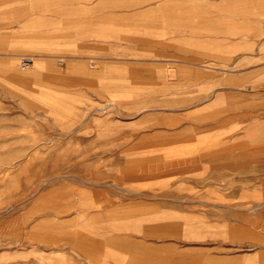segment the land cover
Wrapping results in <instances>:
<instances>
[{
  "label": "rangeland",
  "instance_id": "obj_1",
  "mask_svg": "<svg viewBox=\"0 0 264 264\" xmlns=\"http://www.w3.org/2000/svg\"><path fill=\"white\" fill-rule=\"evenodd\" d=\"M26 10L25 46L10 35L0 47V264H102L68 241L72 220L120 237L106 264L157 254L264 264V65L232 46L235 24L264 18V0H26ZM98 116L104 148L72 136L73 120Z\"/></svg>",
  "mask_w": 264,
  "mask_h": 264
},
{
  "label": "crops",
  "instance_id": "obj_2",
  "mask_svg": "<svg viewBox=\"0 0 264 264\" xmlns=\"http://www.w3.org/2000/svg\"><path fill=\"white\" fill-rule=\"evenodd\" d=\"M110 2L106 1H99V4L106 6ZM40 6H42L40 4ZM39 6V8H40ZM67 8V6H66ZM116 21L117 19H121L122 16L119 17V15L108 13V14H99V17L104 18L106 20L107 18H111ZM0 24L3 26L4 33L6 37L0 38V47L4 45L5 42L10 40V35H18V43L19 48L20 45L25 46V35H26V25H27V19H28V12L26 10V0H0ZM38 18L43 19V8L39 9V15H37ZM47 16V15H46ZM53 18L52 16H50ZM57 17V15L54 16V19ZM34 18V17H33ZM90 21V18H88ZM228 22V19H225V22ZM212 22V20H211ZM30 24V23H29ZM223 25L228 26V23H224ZM222 25V26H223ZM238 27L233 30L236 37L232 40L233 41V50L238 51L234 54V58H240V60L243 59H255L256 61H253L251 66L248 65V67L257 68L264 65L263 61H257L258 59H264V18L254 17L250 18L248 22L246 21H240V23L235 24ZM210 26H214V24H210ZM11 27V30L9 29ZM220 34L222 37H227L228 33H230L229 29H221ZM210 48L213 49L214 47H218L220 43H217L213 39L215 38V34L219 32V29L212 28L210 30ZM230 39V38H228ZM227 39V40H228ZM48 41H52L54 43H60L62 41L61 37H54L49 38ZM19 54H7L5 56L9 57H15ZM39 58V57H37ZM42 59V58H41ZM247 63V62H246ZM73 65V64H72ZM71 66H68L69 68H73ZM200 65L199 67H201ZM198 67V66H197ZM211 69H224L221 66H211ZM142 121L141 119L131 120L130 122L133 124V122L138 123ZM96 122V123H95ZM138 122V123H137ZM79 121L73 120V126H71L70 131L73 133V137H84L87 139L93 138L98 139L97 141H93V143H96L97 146H101L104 148V140H101V138L105 137V119L101 116H98L97 119L90 120L83 119L79 123ZM95 145V146H96ZM95 152H105L104 149L97 150ZM74 196V194L72 195ZM59 205V208H62L63 205ZM121 206L115 207L114 211H120ZM89 216V215H88ZM105 216V207L102 208V217ZM88 218V217H86ZM84 219V226L86 225L88 221ZM89 219V218H88ZM104 222V220H103ZM46 223V222H45ZM45 223L36 224L35 226L43 227ZM70 227L71 231H69V234L71 233L72 239L69 237L68 241L77 242L79 244H82L86 250L91 252L93 255L101 256L102 257V264H106V259L110 255L111 251L108 249L107 244L110 241H113L117 243L120 237H115L111 239L110 237H103L99 238L96 236L89 235L85 230H81L80 228H77L79 225H81V221H68L66 222ZM66 223L63 221H58V226H64ZM83 225V224H82ZM83 226V227H84ZM118 240V241H117ZM218 262V259H216ZM193 261V260H192ZM130 264H176L171 261H167L165 257L162 255L157 254L153 257L148 256H135L133 257ZM189 264H202V261H196L194 260L193 263L189 262Z\"/></svg>",
  "mask_w": 264,
  "mask_h": 264
}]
</instances>
